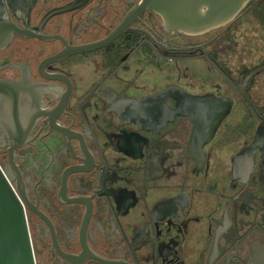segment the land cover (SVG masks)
Returning <instances> with one entry per match:
<instances>
[{"label":"flooded vegetation","instance_id":"1","mask_svg":"<svg viewBox=\"0 0 264 264\" xmlns=\"http://www.w3.org/2000/svg\"><path fill=\"white\" fill-rule=\"evenodd\" d=\"M140 1L0 0L35 264H264V0L191 32Z\"/></svg>","mask_w":264,"mask_h":264},{"label":"water","instance_id":"2","mask_svg":"<svg viewBox=\"0 0 264 264\" xmlns=\"http://www.w3.org/2000/svg\"><path fill=\"white\" fill-rule=\"evenodd\" d=\"M249 1L141 0L137 10L153 9L167 24L191 32L196 28H212L232 21ZM0 264H35L23 205L1 168Z\"/></svg>","mask_w":264,"mask_h":264}]
</instances>
